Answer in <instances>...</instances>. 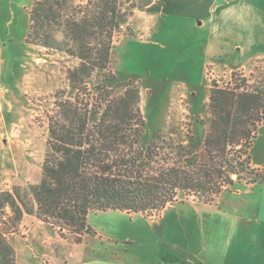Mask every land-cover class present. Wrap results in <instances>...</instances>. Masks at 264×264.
<instances>
[{
    "label": "trees",
    "instance_id": "16d2710c",
    "mask_svg": "<svg viewBox=\"0 0 264 264\" xmlns=\"http://www.w3.org/2000/svg\"><path fill=\"white\" fill-rule=\"evenodd\" d=\"M77 1L32 0L29 12L26 43L50 48L54 33L61 31L69 42L65 51L79 60L68 72L74 97L60 99L49 116L42 179L30 187L40 220L81 243L84 236L94 235L88 224L94 212L153 217L177 202L179 194L214 204L238 180L264 185V174L253 168L250 156L264 125V77L251 82L237 71L227 88L213 83L207 129L196 143L194 138L187 145L175 143L159 134L143 148L147 122L140 89L131 82L118 83L108 73L114 37L129 21L135 0H125L132 1L128 9L121 0H86L74 6ZM69 3L74 13L64 10ZM96 76L103 81L90 92L88 82ZM105 82L123 89L108 93ZM6 207L12 215L10 230L17 231L24 203L16 194L0 192V209ZM5 235L0 227V246L13 254Z\"/></svg>",
    "mask_w": 264,
    "mask_h": 264
},
{
    "label": "rangeland",
    "instance_id": "374dc122",
    "mask_svg": "<svg viewBox=\"0 0 264 264\" xmlns=\"http://www.w3.org/2000/svg\"><path fill=\"white\" fill-rule=\"evenodd\" d=\"M120 2L123 9L132 6V1ZM144 3L142 6L141 0H135L129 21L117 30L108 73L117 77L118 83L131 82L140 89V106L147 122L141 140L143 148L159 134L175 143L187 145L193 142L192 138L196 143L207 129L206 110L213 83L227 88L232 83V73L237 71L251 78V82L259 81L264 77V62L258 61L248 69L233 72L213 65L205 67L207 28L201 26L203 20L197 16L201 13H192L190 9L184 12L186 10L179 6L180 13L169 12L155 19V15L145 12L148 0ZM85 4L86 0H78L74 6ZM70 5L64 10L74 13ZM7 6L5 3L0 12V37L4 40L0 44V192L18 195L26 211L18 230L12 232L8 223L12 216L10 209H0L1 230L14 250L12 254L2 244L0 264H65L74 259L83 239L77 243V237L67 232L63 237L58 227L40 220L30 187L42 179V166L49 151V116L55 114L60 99L74 97L68 72L79 65V60L65 51L69 42H64L61 31L54 33L56 41H50V48L26 43L24 37L29 31L30 18L25 13L17 14L16 18L5 13ZM198 11L203 13L206 9ZM102 81L101 76L90 80L89 91H94L95 84ZM105 87L112 94L123 89L107 82ZM262 127L252 148L258 163H264ZM253 168L264 174V168ZM233 179L237 181L236 176ZM246 185L251 184L244 178L228 191H237ZM190 200L202 203L195 196L182 194L175 203ZM93 214L98 212L92 213V220L105 224V233L111 232V225L117 226L119 237L125 240L148 235L150 231L144 223L148 216L143 214L132 216L120 211ZM200 218L218 220L219 215L206 211ZM192 219L197 217L192 214ZM123 225L128 227L123 228ZM152 233L155 242L163 235L166 240L178 241L182 248L186 246L183 229L178 226L173 233L164 231L162 234L157 230ZM173 249H177L176 246Z\"/></svg>",
    "mask_w": 264,
    "mask_h": 264
},
{
    "label": "crops",
    "instance_id": "0c3cea01",
    "mask_svg": "<svg viewBox=\"0 0 264 264\" xmlns=\"http://www.w3.org/2000/svg\"><path fill=\"white\" fill-rule=\"evenodd\" d=\"M5 3L8 4L5 13L15 18L25 13L30 18L32 0H0V12ZM141 3L145 6L144 0ZM148 3L145 12L155 15V19L169 12L180 13L179 6L184 12L190 9L192 13H201L197 15L203 20L201 26L207 28L205 67L213 65L233 72L264 62V0H148ZM203 7L206 12H196ZM26 38L27 34L24 41ZM2 41L0 37V44ZM253 153L251 149L252 165L264 168ZM206 211L217 212L219 219L202 221L200 217ZM146 218L144 223L151 232L125 240L119 237L117 226L111 225V232L105 233V224L92 220L91 213L88 224L94 235L84 236L74 259L65 264H264V185L225 191L214 204L193 200L174 203L159 217ZM175 226L183 229L185 248L163 235H159L161 239L157 242L153 240L152 231L173 233Z\"/></svg>",
    "mask_w": 264,
    "mask_h": 264
}]
</instances>
